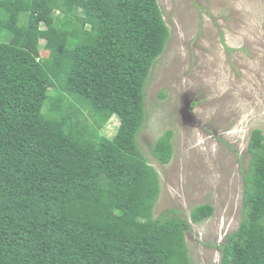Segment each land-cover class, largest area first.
<instances>
[{
	"label": "trees",
	"instance_id": "16d2710c",
	"mask_svg": "<svg viewBox=\"0 0 264 264\" xmlns=\"http://www.w3.org/2000/svg\"><path fill=\"white\" fill-rule=\"evenodd\" d=\"M170 33L158 0H0V264H193L186 234L215 207L155 216L161 181L138 142ZM173 136L152 147L161 164ZM247 150L219 264H264L262 129Z\"/></svg>",
	"mask_w": 264,
	"mask_h": 264
},
{
	"label": "rangeland",
	"instance_id": "374dc122",
	"mask_svg": "<svg viewBox=\"0 0 264 264\" xmlns=\"http://www.w3.org/2000/svg\"><path fill=\"white\" fill-rule=\"evenodd\" d=\"M158 1L171 33L146 85L138 136L161 181L154 215L213 204L186 239L193 264H219L220 245L241 221L251 131L264 133V0ZM118 124L112 117L103 133L112 137ZM169 129L174 154L164 165L151 150Z\"/></svg>",
	"mask_w": 264,
	"mask_h": 264
}]
</instances>
